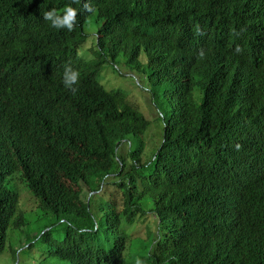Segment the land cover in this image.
I'll return each instance as SVG.
<instances>
[{"label": "trees", "instance_id": "16d2710c", "mask_svg": "<svg viewBox=\"0 0 264 264\" xmlns=\"http://www.w3.org/2000/svg\"><path fill=\"white\" fill-rule=\"evenodd\" d=\"M69 4L80 10L75 30L43 20ZM92 4L95 14L72 0H0L2 247L8 229L26 226L4 185L20 171L61 225L31 235L57 264H96L105 254L108 264H264V187L248 176L264 181V0ZM90 17L102 23L106 57L124 56L140 71L145 52L149 79L171 85L162 140L148 159L150 121L124 91L98 81L102 59L79 56ZM67 61L80 73L75 94L63 84ZM123 140L127 157L116 153ZM110 184L122 206L100 194ZM148 213L157 232L132 251L128 229Z\"/></svg>", "mask_w": 264, "mask_h": 264}, {"label": "rangeland", "instance_id": "374dc122", "mask_svg": "<svg viewBox=\"0 0 264 264\" xmlns=\"http://www.w3.org/2000/svg\"><path fill=\"white\" fill-rule=\"evenodd\" d=\"M102 23L98 24L92 17L89 18L85 31L88 36L86 45L81 48V55L85 58H94L96 51L95 39L96 33ZM87 56H86V55ZM97 55V53H95ZM103 64L100 66L98 81L108 90L119 89L124 91L129 102L138 108L144 116L150 121V127L144 134L147 150L144 158L151 157L161 142V131L164 123V116H168L170 109L169 91L171 85L169 82L155 85L149 79L148 57L142 52L140 61L142 63V72L131 70L122 56L115 61L103 57ZM120 153L126 156L127 146L124 145ZM11 180L8 178L4 185L13 192H19L20 208L24 212L26 226L22 230L10 228L7 231L5 243L2 247V238L0 235V264H57L52 258H47V247L39 242L32 241L31 235L37 232L40 226H55V220L51 214H45L38 200L29 192L21 179L16 174ZM84 191L90 193L89 187L82 184ZM104 199H113L121 206L123 205L121 194L117 187L110 184L105 192L100 193ZM123 209V208H121ZM156 217L148 213L145 217L137 220V225L128 229L131 239V250L144 248L147 243L154 239ZM137 236V237H134ZM141 251V250H140Z\"/></svg>", "mask_w": 264, "mask_h": 264}, {"label": "clouds", "instance_id": "9594fccd", "mask_svg": "<svg viewBox=\"0 0 264 264\" xmlns=\"http://www.w3.org/2000/svg\"><path fill=\"white\" fill-rule=\"evenodd\" d=\"M72 2L74 4H79L81 5V9L89 14H95L96 8L93 6L92 4V0H72ZM80 15V10H78L77 8L72 7L71 4L66 5L63 9L60 10V12L57 11V9L55 8H51L48 11L43 13V20L47 21L50 23V26L52 28L55 29H67L69 32L75 30L78 27V21H77V17ZM199 34H203L199 29H197ZM85 34L86 31L84 30ZM87 36V34H86ZM88 38V36H87ZM86 38V41H87ZM86 41L85 43L79 48L78 52H79V56L84 58L85 60H90V61H98L100 59L103 60V57H106L104 55V52L102 50H100V48L98 47V32L96 33V39H95V46H96V51L94 52V58L88 59L85 58L81 55V48L84 47L86 45ZM237 52L241 51L239 49V47H237L236 49ZM97 53V55L95 54ZM145 53V52H144ZM86 55V54H85ZM142 55V53H141ZM140 55V57H141ZM147 55V54H146ZM199 58L203 59L205 56V52L203 49L200 50L199 52ZM87 56V55H86ZM122 57V56H121ZM148 57V55H147ZM106 58H110V57H106ZM120 58V57H119ZM111 60L115 61L116 59H112ZM118 59V58H117ZM140 60V58H139ZM104 61V60H103ZM126 61V58H125ZM141 63V61H140ZM103 64V63H102ZM142 65V63H141ZM131 70H136V69H132ZM100 70V67H99ZM138 71V70H136ZM62 72H63V84L65 86V88H67L70 92H72V94H75L77 92V85L79 84V78H80V73L78 70L74 69L71 65V62H65L62 68ZM139 72H142V68ZM149 77V75H148ZM152 82V81H151ZM106 88V87H105ZM107 89V88H106ZM108 90V89H107ZM126 94V93H125ZM127 96V94H126ZM127 101L128 100V96H127ZM130 103V102H129ZM131 104V103H130ZM132 105V104H131ZM134 106V105H133ZM135 107V106H134ZM136 108V107H135ZM138 109V108H137ZM139 110V109H138ZM140 111V110H139ZM141 112V111H140ZM142 113V112H141ZM143 114V113H142ZM144 116V114H143ZM145 117V116H144ZM126 145L127 146V154L129 153V150L131 148V142L128 140H123L121 142V144L116 148V153H118L119 155H122L120 153V151L122 150L123 146ZM123 156V155H122ZM250 174H248L249 178L253 180V184L257 187H264V181H262V176L260 175V173L258 172H249ZM18 174L21 176L22 181L24 182L23 178H22V174L20 171L16 172L14 175H12L11 180H14V176ZM8 179V178H7ZM6 179V180H7ZM5 180V181H6ZM25 184V182H24ZM26 186V184H25ZM10 190V189H9ZM11 191V190H10ZM26 191L29 192L31 195L32 193L29 191L28 187L26 186ZM13 192V191H12ZM15 194H17L18 196V208H19V212L24 214V212L22 211V209L20 208V204H19V192H13ZM33 196V195H32ZM34 197V196H33ZM25 219V218H24ZM26 220V219H25ZM81 232L85 231L84 229L80 230ZM137 237V236H134ZM1 251V250H0ZM113 255L112 254H105L103 256L98 257L96 260V264H108L109 261L112 259ZM136 264H142V261L137 260Z\"/></svg>", "mask_w": 264, "mask_h": 264}]
</instances>
